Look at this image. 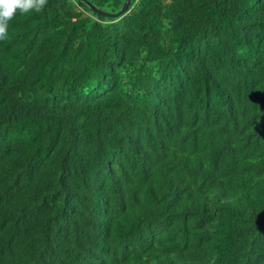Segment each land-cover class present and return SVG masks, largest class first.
Wrapping results in <instances>:
<instances>
[{
  "label": "trees",
  "instance_id": "obj_1",
  "mask_svg": "<svg viewBox=\"0 0 264 264\" xmlns=\"http://www.w3.org/2000/svg\"><path fill=\"white\" fill-rule=\"evenodd\" d=\"M0 264H264V0L17 11Z\"/></svg>",
  "mask_w": 264,
  "mask_h": 264
},
{
  "label": "clouds",
  "instance_id": "obj_2",
  "mask_svg": "<svg viewBox=\"0 0 264 264\" xmlns=\"http://www.w3.org/2000/svg\"><path fill=\"white\" fill-rule=\"evenodd\" d=\"M46 4L47 0H0V40L7 38L8 24L17 11L20 14L40 12Z\"/></svg>",
  "mask_w": 264,
  "mask_h": 264
},
{
  "label": "water",
  "instance_id": "obj_3",
  "mask_svg": "<svg viewBox=\"0 0 264 264\" xmlns=\"http://www.w3.org/2000/svg\"><path fill=\"white\" fill-rule=\"evenodd\" d=\"M80 1L84 2L94 12H98L99 14L104 15V16H107V17H110V18H115L118 15L122 14L127 9V7H128V5H129V3H130L131 0H125L123 2L122 6L120 7V9L117 10L116 12H107V11L98 9V8L94 7L87 0H80Z\"/></svg>",
  "mask_w": 264,
  "mask_h": 264
}]
</instances>
